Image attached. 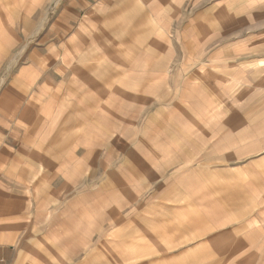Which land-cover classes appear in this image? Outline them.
Wrapping results in <instances>:
<instances>
[{
  "label": "crops",
  "instance_id": "1",
  "mask_svg": "<svg viewBox=\"0 0 264 264\" xmlns=\"http://www.w3.org/2000/svg\"><path fill=\"white\" fill-rule=\"evenodd\" d=\"M0 264H264V0H0Z\"/></svg>",
  "mask_w": 264,
  "mask_h": 264
}]
</instances>
